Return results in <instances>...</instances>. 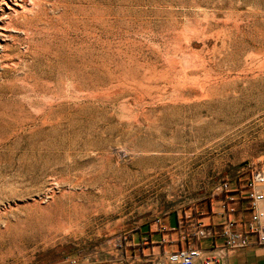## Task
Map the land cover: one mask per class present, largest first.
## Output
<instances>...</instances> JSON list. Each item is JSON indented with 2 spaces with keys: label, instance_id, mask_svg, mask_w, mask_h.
Here are the masks:
<instances>
[{
  "label": "rangeland",
  "instance_id": "rangeland-1",
  "mask_svg": "<svg viewBox=\"0 0 264 264\" xmlns=\"http://www.w3.org/2000/svg\"><path fill=\"white\" fill-rule=\"evenodd\" d=\"M244 164L264 0H0V264L151 256L141 230L191 234Z\"/></svg>",
  "mask_w": 264,
  "mask_h": 264
},
{
  "label": "crops",
  "instance_id": "crops-1",
  "mask_svg": "<svg viewBox=\"0 0 264 264\" xmlns=\"http://www.w3.org/2000/svg\"><path fill=\"white\" fill-rule=\"evenodd\" d=\"M245 188V183H235L229 193H223L211 203L203 204L201 212H197L196 216L202 225L209 229L210 235L200 242L195 243V245L200 246L202 249L222 246L224 243L221 235L222 230L229 221L234 223L235 230L244 231L246 229L252 219V210ZM225 200L228 201L229 210L233 208L234 212L224 211L222 206ZM165 228V233L159 230H151V235L148 236H146L148 234L146 230H141L139 236L141 240L148 237L147 239L152 243L150 247L151 256L147 254L141 256L135 255L132 259L127 260L126 263L118 262L114 264H147L148 261H151L153 264H159L171 252L186 248L191 244L193 245L189 241L190 239H186L187 236H193V233L188 235V229L186 230L188 233L183 231L177 217L173 219L170 216L165 221ZM153 233L159 235L157 240L153 237ZM249 239L250 246L242 250L230 251L224 260V264H264V245L259 244L257 234H249ZM147 258L151 259L148 260ZM81 264L95 263L82 261Z\"/></svg>",
  "mask_w": 264,
  "mask_h": 264
},
{
  "label": "built area",
  "instance_id": "built-area-1",
  "mask_svg": "<svg viewBox=\"0 0 264 264\" xmlns=\"http://www.w3.org/2000/svg\"><path fill=\"white\" fill-rule=\"evenodd\" d=\"M246 167L250 169V177L247 180L245 189L252 210V219L246 229L244 231L235 230L234 223L229 221L222 230L223 245L210 249H202L200 246L195 245V243L207 238L210 232L207 227L197 220L191 227L193 239L191 238L192 235L186 238L192 240L193 245L191 244L186 248L171 252L159 264H224V260L230 251L242 250L250 246L249 234H257L259 244L264 245V168L251 166L250 164H247ZM220 191L229 193L231 191V184L224 182L221 185ZM222 208L226 212H234L233 208L229 210L227 200L223 202ZM182 221L181 225L184 223V220ZM162 229L166 230L165 227H162ZM67 264H81V262L80 260L73 259Z\"/></svg>",
  "mask_w": 264,
  "mask_h": 264
},
{
  "label": "water",
  "instance_id": "water-1",
  "mask_svg": "<svg viewBox=\"0 0 264 264\" xmlns=\"http://www.w3.org/2000/svg\"><path fill=\"white\" fill-rule=\"evenodd\" d=\"M246 166V164H244V165H242V166H240V167H245Z\"/></svg>",
  "mask_w": 264,
  "mask_h": 264
},
{
  "label": "bare ground",
  "instance_id": "bare-ground-1",
  "mask_svg": "<svg viewBox=\"0 0 264 264\" xmlns=\"http://www.w3.org/2000/svg\"><path fill=\"white\" fill-rule=\"evenodd\" d=\"M19 5V4H18Z\"/></svg>",
  "mask_w": 264,
  "mask_h": 264
}]
</instances>
